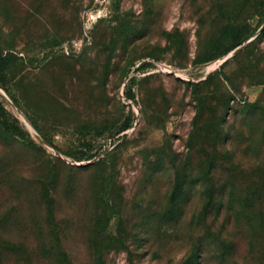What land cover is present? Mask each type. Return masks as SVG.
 I'll return each instance as SVG.
<instances>
[{"label": "rangeland", "instance_id": "1", "mask_svg": "<svg viewBox=\"0 0 264 264\" xmlns=\"http://www.w3.org/2000/svg\"><path fill=\"white\" fill-rule=\"evenodd\" d=\"M0 51V264H264V0H0Z\"/></svg>", "mask_w": 264, "mask_h": 264}, {"label": "trees", "instance_id": "2", "mask_svg": "<svg viewBox=\"0 0 264 264\" xmlns=\"http://www.w3.org/2000/svg\"><path fill=\"white\" fill-rule=\"evenodd\" d=\"M232 31V30H231ZM236 31L235 29L233 30V32ZM226 33H230L229 31L226 32ZM237 36H234L235 38V42L232 44V46L229 48V50H227L225 53L229 52L230 50H234L235 48H237L238 46H240L244 41H245V38H239V39H236ZM11 65V60L9 59V57L3 55L0 51V76L4 75L5 74V71L9 68V66ZM0 84H1V80H0ZM3 126V129L6 131L8 129V126L6 125V123H3L2 124ZM129 128L128 125H125L121 128V131H126L127 129ZM11 135H15L13 132L9 131ZM63 264V263H61Z\"/></svg>", "mask_w": 264, "mask_h": 264}]
</instances>
